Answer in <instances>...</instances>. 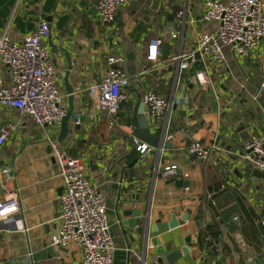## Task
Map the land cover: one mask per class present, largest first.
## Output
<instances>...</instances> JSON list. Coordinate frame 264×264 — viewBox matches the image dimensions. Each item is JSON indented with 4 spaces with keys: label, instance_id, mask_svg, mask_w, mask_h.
I'll return each mask as SVG.
<instances>
[{
    "label": "crops",
    "instance_id": "obj_1",
    "mask_svg": "<svg viewBox=\"0 0 264 264\" xmlns=\"http://www.w3.org/2000/svg\"><path fill=\"white\" fill-rule=\"evenodd\" d=\"M98 1L0 0V32L22 43L41 21L50 24L44 47L58 70L67 112L69 60L62 49L71 57L74 114L84 123L78 131L80 121L72 119L63 144L61 126L55 136L63 151L82 162L90 183L107 200L117 247L114 263L158 264L161 257L180 251L174 264H264V175L253 169L246 150L253 134L264 137V40L246 58H236L226 48L223 65L200 66L209 80L203 87L190 74L178 73L177 66L148 65L146 55L158 37H164L165 57L181 47L190 49L192 31L183 43L171 42L167 33L179 10H186L198 30L216 28L202 21L205 0H132L120 8L113 25L100 21ZM111 56L125 57L131 79L116 116L100 112L87 94L88 87L108 75ZM143 70L148 71L141 77ZM0 73L9 84L1 62ZM150 90L173 106L158 129L151 128L154 134L164 129L165 140L141 158L132 144L134 118ZM146 110L145 105V115ZM4 119L22 120L0 150V168L11 170L22 208L19 221L0 233V264H82L76 245H51L59 228L64 183L46 141L48 130L17 111H5ZM194 142L215 145L213 161L202 163L188 153ZM172 165L178 175L162 180L157 173ZM129 207L148 210L147 227L125 231L123 222L132 220L123 217ZM173 217L179 226L171 229Z\"/></svg>",
    "mask_w": 264,
    "mask_h": 264
},
{
    "label": "built area",
    "instance_id": "obj_2",
    "mask_svg": "<svg viewBox=\"0 0 264 264\" xmlns=\"http://www.w3.org/2000/svg\"><path fill=\"white\" fill-rule=\"evenodd\" d=\"M22 0H17L19 4ZM132 0H99L97 11L105 25L117 23L121 7ZM202 21L215 24L214 29H196L188 21L186 10L175 14L174 23L167 33L171 42L194 38L190 49H183L165 57L164 37L153 39L148 47L146 62L152 67L160 64L177 66L178 73H188L203 87L209 80L199 67L223 65L225 49L230 48L236 58H246L257 50L264 40V0H205ZM190 31H192L190 33ZM51 36L50 24L43 20L36 31L22 43L14 42L6 32H0V62L8 69L10 83L0 73V150L19 131L21 121L5 122V111H17L21 118L48 130L46 141L55 158L63 179V193L59 199V228L51 239V245L65 249L76 245L81 251L82 264H115L117 251L107 214V200L86 176L82 162L61 149L55 133L60 128L67 110L59 88L58 70L44 41ZM110 71L99 83L87 89L89 99L96 108L110 116L121 111L127 99L124 91L131 79L125 70V57L111 56ZM148 70H143L141 77ZM264 92V86L262 87ZM146 117L153 129H158L173 103L150 90L144 98ZM164 130V129H163ZM134 149L141 158H147L154 148L134 138ZM216 146L194 142L188 153L202 163L213 161ZM247 159L253 169L264 175V137L253 134L246 146ZM169 181L178 175V167L167 166L157 175ZM19 188L13 183L11 170L0 168V233L12 222L19 221L21 213Z\"/></svg>",
    "mask_w": 264,
    "mask_h": 264
},
{
    "label": "water",
    "instance_id": "obj_3",
    "mask_svg": "<svg viewBox=\"0 0 264 264\" xmlns=\"http://www.w3.org/2000/svg\"><path fill=\"white\" fill-rule=\"evenodd\" d=\"M165 50L167 51L166 48H165ZM62 51L64 53H66V56L69 60V70H68V73L66 75V81H65L67 92L69 94V110H68V112H67L66 116L64 117L62 124H61V131H60V136H59L60 144H63L65 142V140L68 138V136L71 134L70 122L72 119H76V120L80 121V123L76 127V129L78 131L81 129V124L84 123V119L82 117L74 114V99H75L74 89L69 84V76H70V71L72 70V62H71V57H70L69 53L63 49H62ZM261 104H262L263 109H264V97L261 101ZM144 111H145V103H142V105L140 106V108H139V110H138V112L134 118L136 128L134 130L133 136H134V138L140 140L141 142L146 143L147 145H149L153 148H156L159 145V143H161L165 140L166 131L163 130L159 134L152 133L150 121L145 116ZM185 187H188L187 183L185 184ZM123 217L132 219L131 221L123 222V226L125 227V231H127L128 229H134L136 226L139 227V226L144 225V227H147L149 224V212H148V210L145 212H142L141 208L133 209V208L129 207V208L125 209V211L123 213ZM184 220H187V219L184 218ZM178 226H179V223L177 221V218L173 217L172 224L170 225V228L174 229ZM186 252H187L186 250L183 251L184 254H186ZM162 253H163V251L161 250L160 254H162ZM181 256H182V252L177 251V252L171 254L170 256H168L165 260L163 259V257H161L158 261V264H165V261L168 264H174ZM14 264H16V263H14ZM249 264H257V262H251Z\"/></svg>",
    "mask_w": 264,
    "mask_h": 264
},
{
    "label": "trees",
    "instance_id": "obj_4",
    "mask_svg": "<svg viewBox=\"0 0 264 264\" xmlns=\"http://www.w3.org/2000/svg\"><path fill=\"white\" fill-rule=\"evenodd\" d=\"M214 236H217V235H214Z\"/></svg>",
    "mask_w": 264,
    "mask_h": 264
}]
</instances>
